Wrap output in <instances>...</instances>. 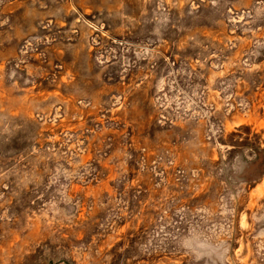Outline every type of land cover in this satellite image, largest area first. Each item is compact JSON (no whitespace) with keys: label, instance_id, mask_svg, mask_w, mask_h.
Listing matches in <instances>:
<instances>
[{"label":"rangeland","instance_id":"1","mask_svg":"<svg viewBox=\"0 0 264 264\" xmlns=\"http://www.w3.org/2000/svg\"><path fill=\"white\" fill-rule=\"evenodd\" d=\"M264 0H0V264H264Z\"/></svg>","mask_w":264,"mask_h":264},{"label":"trees","instance_id":"2","mask_svg":"<svg viewBox=\"0 0 264 264\" xmlns=\"http://www.w3.org/2000/svg\"><path fill=\"white\" fill-rule=\"evenodd\" d=\"M251 148V147H250ZM252 153L255 155L256 163L259 162L258 166L260 169L264 170V149L251 148Z\"/></svg>","mask_w":264,"mask_h":264}]
</instances>
